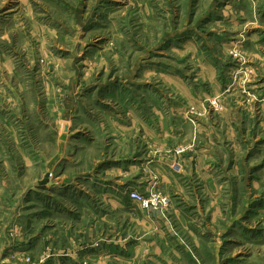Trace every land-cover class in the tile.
Instances as JSON below:
<instances>
[{
	"label": "rangeland",
	"instance_id": "obj_1",
	"mask_svg": "<svg viewBox=\"0 0 264 264\" xmlns=\"http://www.w3.org/2000/svg\"><path fill=\"white\" fill-rule=\"evenodd\" d=\"M4 235L0 264H264V0H0Z\"/></svg>",
	"mask_w": 264,
	"mask_h": 264
},
{
	"label": "crops",
	"instance_id": "obj_2",
	"mask_svg": "<svg viewBox=\"0 0 264 264\" xmlns=\"http://www.w3.org/2000/svg\"><path fill=\"white\" fill-rule=\"evenodd\" d=\"M2 166L5 168V172H7V169L9 171V169L12 167L11 162L9 161V158L6 155H4ZM132 167L135 168L134 164H133ZM41 171H42V168H41ZM52 185H56V183H51V186ZM39 186L43 187V183H40ZM10 220H11V217L9 215V217L7 218V221H10ZM4 239L5 240L1 239V241H2L1 244L2 245L0 246V253L3 252V251L6 252V250H7V252L11 251L10 249L13 246V244L9 241V238L7 237V235H4ZM21 240L22 239H18V241H21ZM27 243H28V241L27 242L26 241L25 242H18L17 246H16V250L21 252V253H24L25 251L30 250L29 248L31 246L29 244H27ZM37 243H38V240L36 239V241H35L36 247H37Z\"/></svg>",
	"mask_w": 264,
	"mask_h": 264
},
{
	"label": "built area",
	"instance_id": "obj_3",
	"mask_svg": "<svg viewBox=\"0 0 264 264\" xmlns=\"http://www.w3.org/2000/svg\"><path fill=\"white\" fill-rule=\"evenodd\" d=\"M130 200L136 205H141L143 208H150L153 204H156L155 200H151L150 198H145L142 193L138 191H133L129 194Z\"/></svg>",
	"mask_w": 264,
	"mask_h": 264
}]
</instances>
